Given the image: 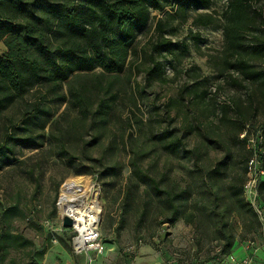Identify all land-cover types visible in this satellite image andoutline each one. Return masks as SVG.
I'll list each match as a JSON object with an SVG mask.
<instances>
[{"label":"rangeland","instance_id":"obj_1","mask_svg":"<svg viewBox=\"0 0 264 264\" xmlns=\"http://www.w3.org/2000/svg\"><path fill=\"white\" fill-rule=\"evenodd\" d=\"M226 4L173 2L150 13L134 41L132 70L114 86L118 100L105 126L92 125L67 100L60 102L65 87L47 96L44 86L36 87L0 110V264H222L220 224L215 227L203 208L213 185L208 175L222 172L224 179L215 184L222 190L245 176L244 158L260 145L258 132L264 129L263 88L248 85L232 67L222 30ZM201 16L214 22L196 24ZM245 19L244 43L264 46V0H251ZM163 41L169 45L154 50ZM5 51L1 42L0 56ZM247 57L257 71L264 70V56ZM156 65L160 72L150 73ZM130 90L136 107L129 105ZM233 101L243 116L230 109L222 119V106ZM128 119L139 120L137 127L129 128ZM163 136L180 141L177 152L164 150ZM133 153L136 172L130 167ZM72 179L98 195L101 252L74 250L80 235L72 221L65 226L60 213L63 185ZM150 179L175 196L176 210L154 192ZM220 196V208L230 209L227 195ZM242 196L259 226L227 212L230 254L264 264V218L257 214L264 209V189L254 205Z\"/></svg>","mask_w":264,"mask_h":264},{"label":"trees","instance_id":"obj_2","mask_svg":"<svg viewBox=\"0 0 264 264\" xmlns=\"http://www.w3.org/2000/svg\"><path fill=\"white\" fill-rule=\"evenodd\" d=\"M173 2H192L204 7L209 4V0H0V41L6 49L0 56V110L36 87L44 86L46 96L51 92L56 95L65 87V94L58 97L60 102L67 100L76 108L78 116L89 119L92 125L105 126L118 100V92L114 90L116 81L120 74L132 70L130 57L136 55L133 48L136 35L146 29L151 12H162ZM250 2L227 0L221 14L222 30L227 50L234 57L232 67L248 85L264 90V70L257 71L247 57L248 54L264 56V46L246 45L242 34ZM213 22L212 16H201L196 24L208 26ZM156 28L161 29V22H157ZM166 45L169 43L163 41L156 44L154 50ZM149 72H160V66L156 65ZM261 93L264 97V92ZM252 95L247 99L252 101ZM128 102L136 107L134 90H130ZM31 108V112L38 111L36 106ZM230 109L238 117L243 116L241 106L233 101L222 106V119ZM24 119L30 121L32 117L25 116ZM138 121L128 119V127H137ZM258 134L260 145L254 150L258 152L260 164L263 160L264 169V129ZM163 138L162 147L167 153L178 151L179 140ZM59 145L64 147L63 142ZM252 153L250 150L249 157L244 158L246 164ZM246 164L245 176H240L236 183L228 180V186L223 190L215 189V184L222 180V172L215 169L208 175V181L213 185L207 192L209 199L203 208L214 219L215 227L220 224L219 239L225 243L219 247L223 257L230 254L234 244L227 230V212H235L236 217L249 226H259L257 215L242 196ZM130 167L133 172L138 170L136 153L132 154ZM150 182L154 192L164 196L166 206L176 210L175 196L170 191L161 190L154 179ZM259 189L262 194L263 180L258 185V197ZM220 193L227 195L232 203L230 209L225 205L220 208L225 199Z\"/></svg>","mask_w":264,"mask_h":264},{"label":"bare ground","instance_id":"obj_3","mask_svg":"<svg viewBox=\"0 0 264 264\" xmlns=\"http://www.w3.org/2000/svg\"><path fill=\"white\" fill-rule=\"evenodd\" d=\"M63 196L60 213L64 218L72 221L74 229L79 236L75 247L76 251L83 250L85 236L93 234L99 235L100 208L97 205L98 195L93 188L85 185L79 179L68 180L63 185ZM100 236V235H99ZM75 250V248H74Z\"/></svg>","mask_w":264,"mask_h":264},{"label":"built area","instance_id":"obj_4","mask_svg":"<svg viewBox=\"0 0 264 264\" xmlns=\"http://www.w3.org/2000/svg\"><path fill=\"white\" fill-rule=\"evenodd\" d=\"M253 153L246 164V179L243 185V193L251 202L252 205L256 204L258 201V185L261 181V178L264 176V171L259 167V156L258 152L254 149ZM258 216L263 219L264 218V209L257 210ZM73 247L74 246L73 243ZM93 252H101L103 250V245L100 240V236L98 233L94 232L93 234H89L85 236L84 239V248ZM222 264H250L247 258L238 259L233 254H228L223 257ZM159 264H165L163 261Z\"/></svg>","mask_w":264,"mask_h":264},{"label":"water","instance_id":"obj_5","mask_svg":"<svg viewBox=\"0 0 264 264\" xmlns=\"http://www.w3.org/2000/svg\"><path fill=\"white\" fill-rule=\"evenodd\" d=\"M64 221H65V226H69V225H70V223H71V221H70V220H68L67 218H65V219H64Z\"/></svg>","mask_w":264,"mask_h":264},{"label":"crops","instance_id":"obj_6","mask_svg":"<svg viewBox=\"0 0 264 264\" xmlns=\"http://www.w3.org/2000/svg\"><path fill=\"white\" fill-rule=\"evenodd\" d=\"M2 41H0V43H1ZM237 249H239V248H237ZM240 250V249H239ZM236 252V251H235Z\"/></svg>","mask_w":264,"mask_h":264}]
</instances>
